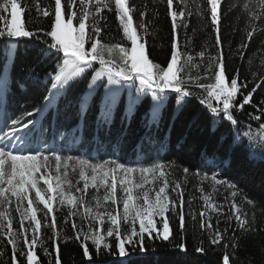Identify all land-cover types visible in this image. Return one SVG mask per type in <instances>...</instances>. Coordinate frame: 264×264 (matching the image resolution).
Wrapping results in <instances>:
<instances>
[{
	"label": "snow or ice",
	"instance_id": "snow-or-ice-1",
	"mask_svg": "<svg viewBox=\"0 0 264 264\" xmlns=\"http://www.w3.org/2000/svg\"><path fill=\"white\" fill-rule=\"evenodd\" d=\"M154 2L163 5L170 18V59L166 66L150 57L147 9L136 0H47L46 4L43 0H0V264H44L37 254L38 246L48 257V264H61L60 239L78 242L88 264H94L93 253H113L109 238L116 241L115 253L125 257L129 249L146 251L148 240L171 242L178 234L180 240L174 247L188 254L184 238L186 216L193 222L197 220L192 209L194 198L185 200L188 167L182 168L184 177L180 180L175 178L179 165L172 162H121L114 153L94 160L88 155L64 154V143L58 150L56 135L66 141L69 132L89 122L111 135L114 93L118 89L108 88L105 95L109 102L101 108L94 99L98 82L106 80L109 86L127 84L139 94L150 93L154 105L149 125L159 117L161 105L171 96L181 107L198 101L200 107L192 108L193 124L203 116L216 124L240 129L242 117L247 114L258 122V134L254 135L249 125L243 136L264 139V103L256 105L253 100L257 90L264 87V79L248 90L249 82L241 79L239 68L229 73L227 63L230 56L244 59L256 32L264 36L260 28L264 25V0H243L246 23L234 51L232 45L227 51L224 48L221 22L238 7L237 3H228L222 10L225 0ZM33 11L37 17L47 19V30L29 29L32 18L25 14ZM194 12L200 30L207 31L204 45L195 53L186 42L189 18ZM107 13H113L118 21L122 33L119 39H105L102 35ZM134 14H138L135 21ZM153 15L159 17V12ZM41 38L37 67L29 70L36 89L32 106L9 114L11 67L18 46ZM45 61V68H39ZM192 69H196L195 74ZM16 87L27 91L23 82L17 81ZM246 106L254 107L259 115L246 112ZM62 119L72 123L65 131L57 129L51 142L44 139L52 133L53 120L59 125ZM120 135L127 136L123 127L117 138ZM142 137L143 133L138 139ZM215 142L223 145L226 140L215 138ZM243 145L244 139L235 135L227 141L226 156L219 165L221 172L231 167L238 149L247 151ZM248 158H254L253 154L249 153ZM194 177L199 179L196 189L203 201L198 213L200 230L209 234L211 245L222 244V264H231L229 244L225 242L228 228L220 229V217L226 215L229 227L234 220L235 228L242 233L255 231L237 198L248 205L254 201L244 196L237 183L216 174L203 171L194 173ZM204 182H209L210 191H205ZM221 186L228 195L217 202L215 194ZM58 214L64 224L70 223L73 236L62 235L58 230ZM171 220L178 222V233L173 232ZM49 241L52 251L46 246ZM231 246L237 247L234 233ZM194 251H206L202 240Z\"/></svg>",
	"mask_w": 264,
	"mask_h": 264
},
{
	"label": "trees",
	"instance_id": "trees-1",
	"mask_svg": "<svg viewBox=\"0 0 264 264\" xmlns=\"http://www.w3.org/2000/svg\"><path fill=\"white\" fill-rule=\"evenodd\" d=\"M138 4H142L147 9L146 20L149 21L148 45L150 57L156 62L166 66V61L170 59V18L167 17L164 6L155 3L154 0H136ZM46 4L47 0H43ZM228 3H237L238 7L228 13L226 19L222 20V34L224 40V48L227 51L229 46L238 44L243 34L245 26L244 10L242 8L243 0H225L222 10L227 7ZM159 12V17L153 15ZM108 20L102 22L106 24L102 35L105 39L109 36L119 39L122 33L118 30V21H116L113 13H107ZM138 14H134V21ZM26 17L31 16L32 23L28 25L30 30L44 28L47 30L48 22L46 18L37 17L35 12L26 13ZM240 17V19H237ZM259 23V22H257ZM201 24L193 13L189 18V27L186 30V42L189 50L198 52L207 39V31H201ZM264 30V25H260ZM235 29V31H234ZM42 39L33 41L32 43H21L18 46L15 62L11 67V76L13 80L12 94L7 99V108L9 114L19 112L22 107L31 108V98L36 93L30 79L29 70L36 68L38 64V48L42 47ZM182 41L185 36L182 34ZM51 58L49 57V60ZM198 62V61H197ZM228 70L233 73L239 68L241 79H247L249 89L255 86L260 79H264V36L260 32L254 34L253 41L245 53L243 60L238 55L228 57ZM47 61L40 63L39 68L44 69ZM50 71V67L47 68ZM195 74L196 69H192ZM23 82L27 88L26 92L20 91L16 87V82ZM83 87V84L80 85ZM126 93H121L112 109L114 124L111 127V135L102 128H97L89 122L87 125H80L69 132L66 141L56 142L59 145L64 143V154L71 155H88L94 160L109 158L113 153L121 162L128 163L140 162L147 164L149 162L163 161L172 162L179 165L175 171V178L183 180V167H188V183L184 185L185 200L192 199V209L197 213V220L192 221L191 217L186 216L185 234L188 254L177 251L174 245L180 240L177 234L171 238V242L155 240L146 241V251L131 250L129 255L119 257L115 253V239L109 238L113 244V253L107 254L101 252L100 255L93 253L94 264H222V256L225 251L221 245H211L208 241V233L201 232L199 226L198 213L203 209V201L200 199V193L196 189L199 179L194 177V173L208 171L210 174H216L218 178L230 180L237 183L239 189L244 196L254 201L253 205H248L245 201L237 198L238 203H242L244 210L248 213V219L255 231L242 233L235 228V221L231 222V227L225 223L226 215L220 217V229L228 228L225 236V242L229 244L227 251L231 256V264H264V139H248L243 134L249 131L254 135L258 134V122L250 120L247 114L242 117L243 127L237 129L236 126H229L226 123L216 124L211 120L205 119L203 116L193 124L192 117L195 114L192 111L193 105L200 107L197 100L187 106L181 107L171 96L167 98L159 110V117L150 125L147 121L152 119L153 109L151 108L150 95H143L138 102L132 105H126ZM94 99L99 102V106L103 108L109 100H104L98 91L94 94ZM254 104L260 105L264 103V87L257 90L253 97ZM246 112H252L259 115V112L252 106H246ZM125 118L127 122L125 123ZM264 120V117H262ZM72 123L71 120H61L58 125L53 120L52 133L47 134L44 139L51 142L52 134L59 131H65ZM125 129L127 134L120 135L121 128ZM143 133L142 140L138 139ZM235 135L244 139L243 147L247 151L238 149L232 156L231 167L221 172L220 160L226 156L225 149L227 141ZM59 135H56V138ZM215 138H225V144L221 145L215 142ZM249 153L254 158L249 159ZM205 154H207L205 156ZM213 165L216 167L213 168ZM205 191H210L209 182L202 185ZM228 195L224 188L220 187V192L215 194L217 202L223 201V196ZM187 210V204L185 205ZM66 211V209H65ZM227 214V209L225 210ZM253 214L254 219H253ZM216 217L213 216V225L215 226ZM80 221L77 219V223ZM173 232L178 233V222L171 220ZM58 230L62 235L73 236L71 225L64 224L62 217L58 214ZM46 235H50L47 233ZM233 233L237 242V247L233 248ZM203 241V247L206 249L204 253L194 251V246H198ZM60 245L61 264H88L86 258L82 256V249L78 246V242L71 240L64 242L63 239L58 240ZM52 251L51 241L46 245ZM127 247V246H126ZM10 255V246L7 249ZM37 254L40 256L44 264H48V257H45L42 249L37 247ZM55 253L53 251V259Z\"/></svg>",
	"mask_w": 264,
	"mask_h": 264
},
{
	"label": "rangeland",
	"instance_id": "rangeland-1",
	"mask_svg": "<svg viewBox=\"0 0 264 264\" xmlns=\"http://www.w3.org/2000/svg\"><path fill=\"white\" fill-rule=\"evenodd\" d=\"M99 83V86L97 87L99 93H100V96L104 99V100H107L108 97L105 95L108 88L111 87L112 89H118V91H116L114 93V98L117 99L119 97V95L121 93H126L125 94V97H126V105H132V103H136L139 101V99L143 96V95H146V94H139L136 92L135 88H129V86L127 84H124V85H107V82L106 80L103 81V82H98ZM148 95H150L151 97V94L149 93ZM150 101H151V108L153 109V105H154V101L152 100V98H150ZM60 140V139H59Z\"/></svg>",
	"mask_w": 264,
	"mask_h": 264
}]
</instances>
